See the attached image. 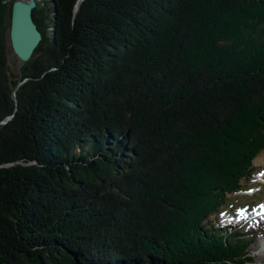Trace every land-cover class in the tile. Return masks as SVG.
Segmentation results:
<instances>
[{"label":"trees","instance_id":"16d2710c","mask_svg":"<svg viewBox=\"0 0 264 264\" xmlns=\"http://www.w3.org/2000/svg\"><path fill=\"white\" fill-rule=\"evenodd\" d=\"M78 1L14 75L0 0V264H253L210 217L264 150L263 1Z\"/></svg>","mask_w":264,"mask_h":264},{"label":"rangeland","instance_id":"374dc122","mask_svg":"<svg viewBox=\"0 0 264 264\" xmlns=\"http://www.w3.org/2000/svg\"><path fill=\"white\" fill-rule=\"evenodd\" d=\"M8 2L14 1V0H7ZM36 1V5L37 2L40 4H43L44 0H35ZM255 1H263L261 3V5L263 6L262 9H264V0H255ZM260 5V6H261ZM259 6V5H257ZM228 8L230 6H227ZM254 7V6H253ZM252 6H248L247 5H241L240 7H238L236 10L231 11L229 8V12H227L228 14H234L237 17H241L242 15H251L254 14V9ZM213 29V28H212ZM39 45V44H38ZM6 46H7V64L10 68V71L14 73V75H19L20 73V68L21 65L24 64L22 63L17 57L16 55L13 53L11 45H10V39H9V28L6 31ZM209 60H212L213 57L209 54L207 57ZM29 61V60H28ZM26 61V62H28ZM25 62V63H26ZM237 65H239L238 70L243 69H247L246 66L240 65L239 61L237 60ZM26 81V79H24L23 81H21L19 83L18 86L22 85L24 82ZM15 93V92H14ZM28 96V95H27ZM36 94L34 95L33 93L31 94V96H28V101H26V104H30L34 106L35 103V98ZM31 109V108H30ZM11 119V116H7L4 119L1 120V124L2 123H6ZM76 152H79V149H76ZM253 170H252V175L251 177L246 180L244 183L241 184L242 188L238 193L235 192L233 194H231L229 197H227V201L226 203H224L221 206V209L217 212L211 215L210 217V221H211V226H214L215 228H222L224 222H226L225 219V215L223 214V211L225 212H236L237 210L246 207L247 205H254L257 202H263L264 201V186L262 185V191L258 192L257 194L254 195H248L247 191H245V189H248L250 187H254L257 186L260 182L264 183V150H261L259 152V154L255 157L254 162H253ZM198 168H194V170L192 172L197 171ZM213 185H215L214 181H211L210 186L208 187V189L211 190V188L213 187ZM197 191H200V189H198ZM191 189L185 190V193H187V197H188V201L189 203H192L194 208L197 206L196 204L199 203L200 200V196L198 197V194H196L195 192L191 194ZM201 202V201H200ZM196 205V206H195ZM201 203L200 206L197 210L201 209ZM223 210V211H221ZM221 211V212H220ZM198 211H195L191 218H194V216L198 215ZM189 218V219H191ZM232 231H236V227H232L231 228ZM252 233V231H250ZM264 234V230L261 232H256L254 233V235L256 236L254 240H252V242L247 246V248L244 250V252L248 253L249 256L252 258V263L253 264H264V243L262 239V235ZM246 238V237H245ZM247 239V238H246Z\"/></svg>","mask_w":264,"mask_h":264},{"label":"water","instance_id":"95a60500","mask_svg":"<svg viewBox=\"0 0 264 264\" xmlns=\"http://www.w3.org/2000/svg\"><path fill=\"white\" fill-rule=\"evenodd\" d=\"M35 6V0H14L11 5L10 45L13 53L22 63L31 59L42 39V34L32 17Z\"/></svg>","mask_w":264,"mask_h":264},{"label":"snow or ice","instance_id":"6c2138e0","mask_svg":"<svg viewBox=\"0 0 264 264\" xmlns=\"http://www.w3.org/2000/svg\"><path fill=\"white\" fill-rule=\"evenodd\" d=\"M261 207H264V205H262ZM239 212H243L244 210L243 209H240V210H238Z\"/></svg>","mask_w":264,"mask_h":264},{"label":"bare ground","instance_id":"6f19581e","mask_svg":"<svg viewBox=\"0 0 264 264\" xmlns=\"http://www.w3.org/2000/svg\"><path fill=\"white\" fill-rule=\"evenodd\" d=\"M261 240H264V239H263V237H262V239H261Z\"/></svg>","mask_w":264,"mask_h":264}]
</instances>
